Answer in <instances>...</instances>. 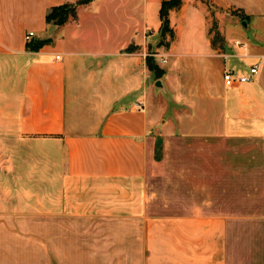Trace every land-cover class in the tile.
<instances>
[{
	"label": "crops",
	"instance_id": "crops-1",
	"mask_svg": "<svg viewBox=\"0 0 264 264\" xmlns=\"http://www.w3.org/2000/svg\"><path fill=\"white\" fill-rule=\"evenodd\" d=\"M75 1L0 0V227L32 218L35 228L49 219L79 229L67 242L80 243L81 255L59 256L73 264H264V0H181L164 43L162 0H92L51 31L49 8ZM116 1L129 6L122 29H107L104 18L83 23L82 12ZM230 24L247 39L230 37ZM65 30L73 38L58 37ZM150 51L166 55L159 78L147 68ZM180 54L195 55L197 79ZM253 64L252 81L224 85L225 70L246 74ZM155 87L167 99L150 115ZM41 139L56 148L50 211L42 210ZM27 144L38 152L9 155ZM17 197L33 198L34 209L10 208ZM24 259L0 253V264Z\"/></svg>",
	"mask_w": 264,
	"mask_h": 264
},
{
	"label": "rangeland",
	"instance_id": "rangeland-1",
	"mask_svg": "<svg viewBox=\"0 0 264 264\" xmlns=\"http://www.w3.org/2000/svg\"><path fill=\"white\" fill-rule=\"evenodd\" d=\"M127 2V1H126ZM110 11L107 12H103V10L100 12L101 14L98 13H81V18L83 19V23L85 25H89L90 27H93V25H98L99 22L102 21V18L106 19L104 20L106 25H107V29H111V30H118V29H122V26H124V24H126L127 18L129 17V14L127 13V11L129 10V6L124 5V3L122 2H118L116 1V3L112 2L111 5H107L106 6ZM211 16L213 15V13L215 12V10H213L211 8ZM96 14V15H94ZM98 14V15H97ZM92 16L87 17V16ZM211 29L214 28L213 24H215V19H211ZM58 26L56 25H50V30L53 31L57 28ZM97 27V26H95ZM74 28L72 25L71 27H68V29ZM240 30L242 32H245L242 28V26L238 25V24H230L229 28H228V33L230 37H241L244 39H247V33L249 32H245V36H241V34L238 33H234L233 31H237ZM74 31V30H73ZM214 31V29H213ZM53 35V34H52ZM63 37L65 40H68L69 38H73L74 36V32H69V34L66 35V30L65 33L61 32V34L58 35V37ZM214 36V33H212V38ZM221 43V40H217L215 39V44L218 45ZM156 47V45L154 46V48ZM150 54V56H152V60L159 64V60L160 58H166L164 56H160L159 53H157L156 51H150L148 52V55ZM194 57L195 55H188V54H180L178 55V59H180L182 62L183 61H190L191 65L186 67L187 70V77H190L192 79H197V65L193 64L194 61ZM185 70V71H186ZM156 77V76H155ZM154 94L150 101V106H149V113L150 115L155 111L156 109V105H158L160 103V100L162 101L163 98L167 99L165 97V91L161 88H156L154 89ZM159 94V96L157 95ZM166 95L169 97L171 96V91L169 89H167L166 91ZM158 98V99H157ZM191 100H193L192 95H191ZM194 126V124H193ZM46 140V141H45ZM49 141L47 139H41V148L39 151H41V159H42V164L40 167V172L43 176L42 180V210L43 211H50L52 209L51 205H50V197L49 196H45V194L49 193V190L51 189L52 186V181L48 178L51 172L50 167L48 166V158L53 156V151L56 150V148H54V146L52 144L48 143ZM22 145H20L16 150H14L13 154H9L11 155V157H15L17 156V152L19 151L24 152L26 154V157L32 156L35 152H38V148H34V147H30L28 144L25 145L24 148L21 147ZM10 153H12V150L10 151ZM25 177L26 180L25 183L26 185H28L29 183H33V181L31 182L29 179H32L33 176V170L31 169V166L29 165H25ZM38 172V170L36 171ZM11 178H15V176L13 174H10ZM11 185H20L21 181H10ZM32 185V184H31ZM33 188V187H31ZM29 189V188H28ZM17 199L20 201L18 202ZM25 199V205H23L21 203V200ZM33 198H21V197H17V198H11V203H9L10 208L14 209V210H33L34 209V205H33ZM53 201V200H52ZM161 199L156 200L157 203H160ZM53 204V203H51ZM157 209H159L160 211H162V207H156ZM28 215V214H27ZM23 217V216H22ZM5 220H11V217H4L3 221ZM15 220V219H14ZM44 222L42 223L41 228H35L34 227V222L32 218H26V221H17L15 224H20L22 225L21 227H8V228H4V227H0V253H6V254H10V255H20V256H24L25 259L24 260H20V264H73L72 261L69 260H65L64 258H60L61 256L65 257L67 254L70 255V257L74 256L75 253H79L81 255L82 253V245L80 243H78L77 245L74 244L73 242L70 241L67 242V236H69V234H73L74 236H79L80 235V231H78L79 229L76 228H56L55 226L50 225L49 223V219H43ZM63 220V225L64 223V219ZM5 222H9V221H5ZM263 232V231H262ZM261 232V233H262ZM259 232V229H253L251 230V236L254 237H258V235L261 234ZM72 235V236H73ZM80 242V239H78ZM69 241V239H68ZM60 256V257H59ZM59 257V259H58ZM11 264H13L12 261H10ZM17 263V262H16ZM75 264H81V262H74Z\"/></svg>",
	"mask_w": 264,
	"mask_h": 264
},
{
	"label": "trees",
	"instance_id": "trees-1",
	"mask_svg": "<svg viewBox=\"0 0 264 264\" xmlns=\"http://www.w3.org/2000/svg\"><path fill=\"white\" fill-rule=\"evenodd\" d=\"M92 0H76L72 3H63L60 5H55L49 8L45 15V21L47 24L50 25H63L69 18H75L77 14V8L80 5L88 4ZM181 5V0H162L161 7L159 10V17L161 21V25L159 28L160 33V41L159 43H164L167 36L169 38H172L173 32L169 27V20H168V12L170 9L179 7ZM215 39L222 40L219 33L217 31H214V36L212 38V43L215 44ZM51 40L50 37L45 39H39V40H31L27 43L26 47L30 50H36L45 43H48ZM152 56L147 55L146 56V65L147 68L154 73L156 78H159L164 71L159 67L157 63H155L152 58ZM160 150V145H157L156 148V157H159L158 151Z\"/></svg>",
	"mask_w": 264,
	"mask_h": 264
},
{
	"label": "built area",
	"instance_id": "built-area-1",
	"mask_svg": "<svg viewBox=\"0 0 264 264\" xmlns=\"http://www.w3.org/2000/svg\"><path fill=\"white\" fill-rule=\"evenodd\" d=\"M34 33L32 31L28 32L25 36L26 40H30ZM237 45H241L240 42H235ZM164 56L163 54L160 55ZM162 62H165V59L162 58ZM257 73V66L253 64L249 67L248 72L245 73H236L233 70H225L222 74L224 85L228 88L234 87L238 84L248 83L252 81L253 75Z\"/></svg>",
	"mask_w": 264,
	"mask_h": 264
},
{
	"label": "water",
	"instance_id": "water-1",
	"mask_svg": "<svg viewBox=\"0 0 264 264\" xmlns=\"http://www.w3.org/2000/svg\"><path fill=\"white\" fill-rule=\"evenodd\" d=\"M159 84H160L159 81H157L156 85H159Z\"/></svg>",
	"mask_w": 264,
	"mask_h": 264
}]
</instances>
